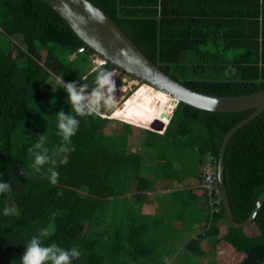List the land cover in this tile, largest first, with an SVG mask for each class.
<instances>
[{"label": "trees", "instance_id": "1", "mask_svg": "<svg viewBox=\"0 0 264 264\" xmlns=\"http://www.w3.org/2000/svg\"><path fill=\"white\" fill-rule=\"evenodd\" d=\"M89 1L152 62L186 86L219 96L264 89V0ZM13 36L20 37L22 48L10 47ZM83 47L44 1L0 0V181L11 185V192L0 194V264H21L33 236L45 246L77 248L82 254L72 264H165L176 249L166 248L165 237L139 216L140 207L132 199L141 194L135 191L149 190L146 174L151 167L171 173L178 162L171 157L174 152L193 150L218 160L223 136L252 112H210L181 102L173 109L172 98L145 85L119 106L103 98L117 104L111 118L143 128L164 126L162 132L143 130V143L135 150L130 137L138 128L122 123L114 131L95 112L77 117L74 150L67 163L55 167L59 179L52 185L47 174L52 165L35 172L28 150L44 135L52 155L61 143L56 114H75L57 78L78 87L86 84L90 93L98 77L112 70L103 64L90 72L91 51ZM124 108L132 112L126 116ZM223 176L233 218L242 222L264 192V111L229 139ZM5 206L15 207L18 215L5 216ZM222 219L226 221L221 207L206 233L184 243L190 252L187 262L193 264L190 256L200 257L198 243L204 237L213 250L212 264L264 262V202L250 225L233 228L226 223L220 233ZM44 229L47 236H41Z\"/></svg>", "mask_w": 264, "mask_h": 264}, {"label": "water", "instance_id": "2", "mask_svg": "<svg viewBox=\"0 0 264 264\" xmlns=\"http://www.w3.org/2000/svg\"><path fill=\"white\" fill-rule=\"evenodd\" d=\"M71 28L73 33L97 58L112 70L168 94L172 100L199 110L229 113L252 110L223 136L218 160V185L227 224L233 228L250 225L264 202V192L257 198L250 214L242 221L233 218L224 183V151L231 136L264 111V89L245 95L219 96L194 90L152 62L127 34L99 7L89 0H42ZM79 51V50H78ZM171 114L168 116L170 120ZM169 122V121H168ZM256 264H264L259 262Z\"/></svg>", "mask_w": 264, "mask_h": 264}, {"label": "crops", "instance_id": "3", "mask_svg": "<svg viewBox=\"0 0 264 264\" xmlns=\"http://www.w3.org/2000/svg\"><path fill=\"white\" fill-rule=\"evenodd\" d=\"M203 164L196 168V173L188 174L181 173L183 169L178 162H174L171 173L151 167L146 174L150 181L149 190L135 191V194L141 195H135L132 199L133 206L140 207L139 216L147 218L150 228L165 237L166 248H174L176 252L179 250L178 242L196 240L198 235L208 231L205 222L206 200L200 196ZM222 223L219 224L220 233L225 232ZM181 249H184L183 246ZM175 256L172 258L175 259Z\"/></svg>", "mask_w": 264, "mask_h": 264}, {"label": "clouds", "instance_id": "4", "mask_svg": "<svg viewBox=\"0 0 264 264\" xmlns=\"http://www.w3.org/2000/svg\"><path fill=\"white\" fill-rule=\"evenodd\" d=\"M108 80L109 74L99 76L97 81L99 87H103ZM57 84L58 87L67 92V102L71 105L72 112L75 114H66L63 110L56 114L61 143L55 148L52 155H49V150L45 147L46 137L44 135H40L38 141L28 150L29 154L34 157L32 168L35 172L41 173L45 165H52L47 169L48 179L52 185H56L59 179V173L55 170V167L58 163H67L68 154L74 150L71 146V138L79 128L80 121L77 117L88 116L96 112L100 101L103 99L99 89H93L91 93H88V85L83 84L78 87L75 82L65 83L62 76L57 78ZM105 103L107 104L108 101H105ZM21 175H23L22 170ZM9 192H11V185L8 182L0 181V194ZM3 213L5 216L18 215L17 209L9 206H5ZM47 235L48 231L44 229L41 236ZM81 254L75 247L70 250L63 249L55 243L45 246L42 244L40 237L33 236L25 246L20 261L21 264H72V261L78 259ZM165 264H171L167 257H165Z\"/></svg>", "mask_w": 264, "mask_h": 264}, {"label": "rangeland", "instance_id": "5", "mask_svg": "<svg viewBox=\"0 0 264 264\" xmlns=\"http://www.w3.org/2000/svg\"><path fill=\"white\" fill-rule=\"evenodd\" d=\"M9 43H10V47L13 49H15L16 47L22 48V44H21V40H20L19 36L9 37ZM75 56H76V53L71 54L69 56V59H73V58H75ZM88 60L90 62L89 66L91 67L90 72H92L96 69H99L103 65V64H97L96 63L98 58L92 52L89 53ZM108 74H109V80L104 84V86L99 87V85H97L94 89H99V91L102 93L103 98L116 100L118 103V106L121 105L123 102L126 103V101L131 97V95H132L131 93L136 92L139 89V87L141 86V84H140V86H139V84L131 86V84H133L132 80L130 78H128L127 76L120 74L117 71L111 70ZM125 87H127V90L125 92H122V89H124ZM147 91L137 101H139L147 93ZM137 101H135V103ZM86 103H87V101H86ZM113 105H114V103L111 100L106 104L105 100L102 99L98 105V110L95 113L99 114L102 118L108 119L109 124L114 129V131H118L121 128V124L127 123V122L126 121L122 122L120 120L113 119L110 117L111 111L114 107ZM115 105H117V104H115ZM132 105H130V106H132ZM175 107H176L175 102H173L172 108L174 109ZM173 109L171 110L169 115L172 114ZM131 112H132V109L124 108V113L126 116H128ZM168 116L166 117L165 122L168 121ZM130 123H132V122H130ZM130 123H127V124L138 128V132H136L133 136L130 137L131 149H135V150L138 147H140L141 143H143L144 136H145V133H143V130H150V131L154 130L157 132H162V130L164 128V126L158 130L153 129V128H143V127L140 128V127L133 125L134 123H132V124H130ZM136 124H138V123L136 122ZM192 128H194L196 131H199L200 133H204V130L200 125L194 124ZM173 156L177 158L179 165L182 166V169H183L181 172L182 174H184V173L185 174L196 173V168L199 165L203 164L204 157H205V156L200 155L197 151H193V150H186V151L183 150L181 152H174V154L173 153L171 154V157H173ZM197 171H198V169H197ZM201 172H202V169L200 171V174H201ZM220 223H222L226 229V221H224L222 219L220 221ZM185 241L186 240L184 239L181 243L178 242L179 243L178 244L179 250L176 252L175 259L174 258L171 259L174 264H187V263H189V261L187 262L186 258H188V256L190 255V252H187L184 249H181L183 246V242H185ZM199 245H200L201 249L203 250V252L199 258H197L196 256H190L191 260H193V264H212V262H211L212 258L211 257H213V250L209 246V244H207V239L199 241ZM181 259L184 260L185 262L181 263ZM191 263H192V261L189 264H191Z\"/></svg>", "mask_w": 264, "mask_h": 264}, {"label": "built area", "instance_id": "6", "mask_svg": "<svg viewBox=\"0 0 264 264\" xmlns=\"http://www.w3.org/2000/svg\"><path fill=\"white\" fill-rule=\"evenodd\" d=\"M217 159L207 154L200 174L201 187L205 192L206 209L209 216L206 229L209 228L210 218L221 210L222 199L218 185Z\"/></svg>", "mask_w": 264, "mask_h": 264}, {"label": "bare ground", "instance_id": "7", "mask_svg": "<svg viewBox=\"0 0 264 264\" xmlns=\"http://www.w3.org/2000/svg\"><path fill=\"white\" fill-rule=\"evenodd\" d=\"M96 63L97 64H103L104 62L103 61H101V60H97L96 61ZM132 81H134V82H136V83H138L136 80H132ZM141 85H145V86H147L148 87V89H154V88H152L151 86H149V85H146V84H141ZM139 86H140V83H139ZM156 90V89H155ZM158 91H160V90H158ZM160 92H162V91H160ZM162 93H164V92H162ZM164 94H166V93H164ZM166 95H168V94H166ZM169 96V95H168ZM170 97V96H169ZM171 98V97H170ZM114 107H113V109L112 110H114L115 109V104L113 105ZM166 123V122H165ZM137 125V124H136ZM139 126V125H138ZM141 127V126H140ZM158 130V129H157Z\"/></svg>", "mask_w": 264, "mask_h": 264}]
</instances>
